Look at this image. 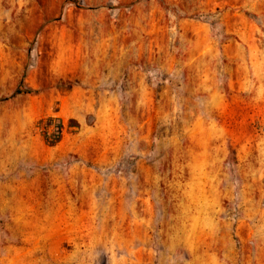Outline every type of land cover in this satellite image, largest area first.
<instances>
[{"label":"rangeland","instance_id":"rangeland-1","mask_svg":"<svg viewBox=\"0 0 264 264\" xmlns=\"http://www.w3.org/2000/svg\"><path fill=\"white\" fill-rule=\"evenodd\" d=\"M0 264H264V0H0Z\"/></svg>","mask_w":264,"mask_h":264},{"label":"trees","instance_id":"trees-1","mask_svg":"<svg viewBox=\"0 0 264 264\" xmlns=\"http://www.w3.org/2000/svg\"><path fill=\"white\" fill-rule=\"evenodd\" d=\"M36 92L30 89H18L16 90V94H24V95H31L35 94ZM51 119H48V122H51ZM61 129H62V124L60 121L58 122L57 130L54 132L53 136H49L46 133H44V139L49 145H54L60 141L61 137ZM52 137V138H51Z\"/></svg>","mask_w":264,"mask_h":264}]
</instances>
